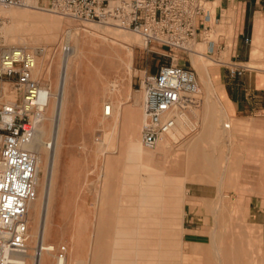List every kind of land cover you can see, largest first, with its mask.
Listing matches in <instances>:
<instances>
[{
    "label": "rangeland",
    "instance_id": "rangeland-1",
    "mask_svg": "<svg viewBox=\"0 0 264 264\" xmlns=\"http://www.w3.org/2000/svg\"><path fill=\"white\" fill-rule=\"evenodd\" d=\"M47 4L49 11L45 12L14 7L29 13L23 11L18 17L0 15V56L14 47L35 52L37 66L40 61L44 64V70L34 74L35 78L50 85L56 93L63 57L75 47L81 53L70 69L63 145L59 148L51 185L49 223L53 230L48 242L65 243L69 247L68 264L76 260L93 264L98 228L111 252L114 243L124 242L119 237L123 227L140 229L142 221L138 219L156 218L158 206L146 204L151 201L152 194L158 196L161 195L159 192L168 190L176 193L184 205L181 207H185L182 228L185 255L177 257L180 261L177 259L176 264H211L210 260L215 257L213 239L220 241L225 252L234 249L233 258L227 264H264V117L244 124L233 123L223 116L217 96L219 103L207 107L206 89L199 78L200 104L185 113V127L181 130L184 137L176 140L167 135L169 146L154 157L155 161L151 162L145 156L137 163V170L130 173L126 163L120 162L118 150L126 145V128L130 123L137 122L141 130L144 121L143 79L173 61L164 56L158 46L146 49L143 39L133 31L98 23H93L97 26L94 30H85L84 25L91 22L63 17L50 3ZM206 7L212 9L210 5ZM109 27L125 30L139 38V42L121 40ZM9 31L26 39L30 45L9 46ZM68 32L72 34L70 41H67ZM221 34L228 37V49L211 57L226 63L213 67L231 63L232 29L214 25V31L206 34V39L217 41ZM66 44L71 47L69 53L63 50ZM205 53L210 56L208 50ZM175 57L176 64L191 67L183 53L179 52ZM252 57L251 62L243 65L264 70L263 42L255 43ZM4 86L9 88L8 84ZM106 104L114 108L111 117L104 115ZM226 122L231 124V129L223 134ZM214 130L219 134L216 135ZM138 137L141 138L140 131ZM193 144H197L196 151L189 153L187 149ZM158 146V149L143 147V150L154 154L159 150ZM198 154L211 159L213 169L206 165L197 174L189 172V160ZM40 175L37 199L29 215L32 240L40 236V211L50 189V182L43 178V173ZM215 233L218 238L213 236ZM192 248L197 251L194 256L191 255ZM124 252L107 253L110 263L126 260Z\"/></svg>",
    "mask_w": 264,
    "mask_h": 264
},
{
    "label": "built area",
    "instance_id": "built-area-1",
    "mask_svg": "<svg viewBox=\"0 0 264 264\" xmlns=\"http://www.w3.org/2000/svg\"><path fill=\"white\" fill-rule=\"evenodd\" d=\"M33 0H0L2 8L25 7ZM53 10L75 21L113 24L138 34L145 48L153 46L171 53L191 52L197 43L199 20L209 9L206 0H48ZM204 30H206L203 24ZM70 52L66 44L63 48ZM162 65L156 74L145 75L144 121L141 140L154 150L177 125L174 113L188 112L200 104L202 93L197 73L174 61ZM37 56L21 47L0 56V264H40L44 253L54 264H67L65 243L45 246L40 237L33 254L30 234V207L37 199L39 163L29 150L41 115L51 105L52 87L35 78ZM242 70L232 69L233 75ZM5 84L9 88H5ZM112 105L104 115L111 117ZM51 144H49V148ZM32 255V256H31ZM32 257V259L30 258Z\"/></svg>",
    "mask_w": 264,
    "mask_h": 264
},
{
    "label": "bare ground",
    "instance_id": "bare-ground-1",
    "mask_svg": "<svg viewBox=\"0 0 264 264\" xmlns=\"http://www.w3.org/2000/svg\"><path fill=\"white\" fill-rule=\"evenodd\" d=\"M47 3H49L48 0H33L28 5H26L25 7L29 8V9L42 10L45 12V11H49V9L47 7V5H48ZM219 4H220L219 1L207 2V5L208 6L210 5L212 7L213 6L216 7ZM23 11L25 13H29V12H27L28 10H21V8H9L8 10H6L5 8L0 7V15L3 14V15H6L7 17H18L20 15H23L22 14V13H24ZM51 13H53V12H51ZM232 18H234V17H232ZM95 27H97V26H96V24H93V23L84 25L85 30H94ZM257 27H258L257 29L259 30L260 29L259 23L257 24ZM110 28L111 27H109V29ZM111 29H112L111 32L117 38H119L121 40L129 41L132 43L134 41L139 42V38L135 37L133 34L127 33L125 30H122L119 28H113V27ZM215 29H217V28H215ZM230 30H231V28H230ZM7 34H8L7 35V41H8L7 44H9V46H12L15 44H19L20 46L30 45V43H28V41H26V39H24L22 37H17L16 35L13 34L12 31H9ZM71 38H72V34H71V32H68L67 33V41H70ZM210 41H211V39H210ZM258 42L259 41H257L256 43H258ZM207 44L208 43H203V44L197 43L196 46H191L190 57H191V60L193 62V66L196 69L197 76L200 79H202V83L205 86V89H206L205 104L207 105V107H209L210 105H217L216 103L218 102L216 99V96H217L216 91H215L213 84H212L213 81L211 82V78H210V67H213L215 65L225 64L226 62L224 63L223 61H221L219 59L212 58L211 55L210 56L208 55V53L206 54L205 52H207V50H208ZM256 52H257V49H256L255 53ZM67 53H69V52H67ZM33 54H35L37 56V54L35 52H33ZM80 54L81 53H80L79 49L77 47H75L71 53L66 54L65 57H63V66H62V71H61L57 91H55L56 93L52 92L51 105H49L44 110V113L41 115V119H40L41 122L37 128V132H36L34 142L28 148V150L34 156H36L38 159L39 182L42 179L40 173H43V178L47 179L50 182V186L48 187V189L50 188L48 191V198H47L46 202L44 203L45 204V206H43L44 208L42 207L41 211H40V213H41L40 214L41 215V224H42L41 225V231H39L40 236L36 237V240H35V238L32 240L31 245H30L31 254H33V252H34V249L36 247V244L38 242L37 240L39 237L41 239H43V241L45 242V246L53 245V244L48 242V236H49V234H51V232L53 230V227L49 223L50 194H51V188H52L51 185L53 182L55 167H56L57 160H58L59 148L61 147V144H62V132H63V125H64L63 121H64V115H65V109H66L67 91H68V85H70L71 76H72L70 69H71L72 62L75 60H78L80 58ZM72 59H74V60H72ZM43 68H44V64L42 61H40L39 65L36 67V69L34 71V74L38 75V74L42 73V71L44 70ZM247 68H250V67H247ZM48 72H49V68H48ZM201 92H202V89H201ZM105 106H104V108H105ZM221 111H222L223 116H224L225 112L223 111V109H221ZM194 113H195V111H194ZM112 115H114L113 106H112L111 116ZM174 115L176 116V119H177V125H176V128L171 133H169L168 135L172 139L177 140L180 136H182L181 130H184L183 128L185 127V125H184L185 124V120H184L185 115L181 114L178 111L176 113H174ZM222 120H224V118ZM189 122H190V120H189ZM206 122H204V123H206ZM48 124H50V128L48 127ZM204 125L206 127V124H203V126ZM205 127H203V128H205ZM228 129H231V124H229V122H226L223 125L222 133L223 134L228 133L227 132ZM205 130L203 129V131H205ZM139 131L141 134V130H140L137 122L130 123L128 125V127L126 128V145L118 150V152L120 154V162L126 163L130 173H134L135 170H137V163L142 162L144 160L145 156H146V158L147 157L149 158V161L153 162L154 157H156L157 154H159L162 149H165L169 146V141H168V139H166V136H165L159 142V144H158L159 150H157V152H155L154 154L146 153L143 150L144 149L143 147H145V146L143 145L141 138L138 137ZM218 131L220 132L221 130L218 129ZM218 131L214 130L213 132H215L216 135H218L219 134ZM204 133H206V131ZM112 134H113V132H112ZM204 135H208V134H204ZM200 136H202V135H200ZM183 137L184 136H182V138ZM106 138H107V136H106ZM104 143H105V139H104ZM49 144H51V147L53 146V148L51 150H49ZM101 146H102V144H101ZM190 149H191V147L188 148L187 151L189 152ZM195 160L196 159L194 158V156L191 157V159L189 160V163H190L189 164V168H190L189 172H191V173H192V170L194 168V164L196 163ZM205 160H206V164L208 165V167H211V169H213L212 168L213 167L212 160L209 158H206ZM211 173H213V172H211ZM192 178H194V177H192ZM255 178H257V177H255ZM129 181L132 182V180H129ZM45 185H47V184H45ZM46 189H47V187H46ZM223 190H225V189H223ZM170 192H169V195L174 194V192H171V193ZM175 194L172 197H167L170 200L168 205H166V206L162 205L159 208L160 210L158 211L157 219L154 222L149 223L148 220H143L141 222V232H140L139 237H133L132 238V237H128V235H127V237L124 238L123 236H121L120 238H123L124 242L117 243V244L114 243V247H113L111 252H109V244L105 243L104 238H102L103 235L101 233V228H98L97 238L95 241L94 257H93L92 263L93 264H115V263H110L111 260H110V258H108L107 255H109L110 253H113V252L114 253L115 252L120 253L125 249H129L133 245L137 246L138 249L143 253V257H144L143 262L144 263H149V264H175V263H177L178 260L180 261V259H178L177 257L181 258L183 255L178 254V253L179 252L181 253V252H183V250H185L183 247L184 243H183V230H182V228H183V213L185 212V207H181V205H183V204L180 202L178 196H175ZM167 198H165V199H167ZM218 198L220 199L221 196ZM162 199L163 198L160 199V202L163 201ZM168 199H167V201H168ZM222 200H223V197H222ZM33 207H34V202L31 205L30 210ZM144 210L146 211L147 209H144ZM126 229L123 227L122 231H124ZM258 230H259V228H258ZM213 236L217 237V238L219 237V235H217L216 233ZM213 240H215V241H212V247L214 249L213 251L215 252V257L213 260H210V263L211 264H227V261H229L233 258V255L235 253L233 251L234 249H227L225 252L224 249H222L220 241H218V240L216 241V239H213ZM223 252H225V257L223 256ZM107 253H109V254H107ZM30 258L32 259V257H30ZM52 259H53L52 254L44 253L41 257L40 264H50V263L54 264ZM49 260H50V262H49ZM67 264H68V262H67ZM73 264H84V262L81 260H76ZM117 264H120V263L117 262Z\"/></svg>",
    "mask_w": 264,
    "mask_h": 264
},
{
    "label": "crops",
    "instance_id": "crops-1",
    "mask_svg": "<svg viewBox=\"0 0 264 264\" xmlns=\"http://www.w3.org/2000/svg\"><path fill=\"white\" fill-rule=\"evenodd\" d=\"M215 1H219L221 5L219 4L216 7L213 6L211 10L209 9L204 21L201 19L199 20L197 43H208L207 47L210 55L219 56L228 49V37L221 34L217 41H210L206 39V34L214 31L215 24L216 26L225 25L227 30L230 28L232 29L233 38L230 50L231 63L222 67H211L210 78L211 82L213 81L212 84L216 91L217 98L221 103L220 107L225 112L224 116L235 124H244L253 119L264 117V70L246 69L241 75H233L231 70H242V67L244 66L243 64L252 61V50L255 43L257 41L264 43V0H206V2ZM258 23L260 24L259 30L257 29ZM203 24L205 25L206 30H204ZM160 49L164 51V56H166L165 53H170V56L175 57L181 52L174 51L171 53L167 49ZM181 53L186 57V61L191 63L189 69H194L190 53ZM176 61L177 59H175L174 62ZM190 147L191 149L189 152L191 153L196 151L197 144H193ZM194 158L196 159V163L194 164L192 173L194 172L197 174V172L199 173L207 165L206 158L202 154H198L194 156ZM154 161L155 160H153V162ZM162 192H159L161 195L158 196L152 194L149 199L151 201L146 204L147 206H158L157 211L155 210L157 215L160 210L159 208L162 205H168L170 200L167 197H171L169 195L170 191L166 190L163 193ZM161 198H163V201L160 202ZM165 198H167L168 201ZM152 213L155 214L153 211ZM157 215L155 219H152L151 217V219L141 218L138 220H150V222H154L157 219ZM140 232L141 228L126 229L121 232L119 237L123 236L126 238L127 235L132 238L139 237ZM123 251H125L123 254H125L124 256H126V260L124 259V261L120 259V264H149L143 262V253L137 246L133 245L129 249ZM184 252L185 250L178 254L184 256ZM196 252L197 251L192 248L191 255H196Z\"/></svg>",
    "mask_w": 264,
    "mask_h": 264
}]
</instances>
